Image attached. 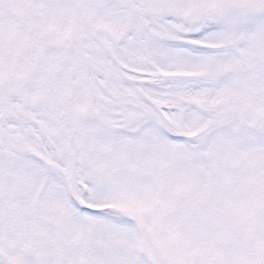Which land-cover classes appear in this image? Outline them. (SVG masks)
<instances>
[{
    "label": "snow or ice",
    "instance_id": "obj_1",
    "mask_svg": "<svg viewBox=\"0 0 264 264\" xmlns=\"http://www.w3.org/2000/svg\"><path fill=\"white\" fill-rule=\"evenodd\" d=\"M0 264H264V0H0Z\"/></svg>",
    "mask_w": 264,
    "mask_h": 264
}]
</instances>
